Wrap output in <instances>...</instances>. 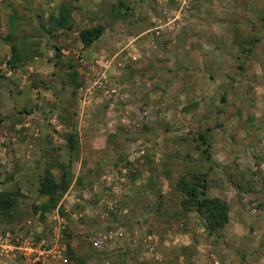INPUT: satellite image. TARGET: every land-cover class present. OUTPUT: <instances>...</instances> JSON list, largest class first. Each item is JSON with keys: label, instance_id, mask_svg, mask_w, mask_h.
<instances>
[{"label": "rangeland", "instance_id": "rangeland-1", "mask_svg": "<svg viewBox=\"0 0 264 264\" xmlns=\"http://www.w3.org/2000/svg\"><path fill=\"white\" fill-rule=\"evenodd\" d=\"M23 1L43 22L71 4L74 29L32 30L40 53L21 72L0 42V89L26 110L0 112V185L25 196L0 232L42 242L41 264H264V0ZM91 19L104 32L84 49ZM69 160L63 213L33 215L38 174ZM184 172L206 173L208 196L229 205L212 236L174 196Z\"/></svg>", "mask_w": 264, "mask_h": 264}, {"label": "trees", "instance_id": "trees-1", "mask_svg": "<svg viewBox=\"0 0 264 264\" xmlns=\"http://www.w3.org/2000/svg\"><path fill=\"white\" fill-rule=\"evenodd\" d=\"M11 10L7 18L8 33L2 37V41L9 47L10 56L6 60V66L9 70L22 68L26 63L34 60L40 53L37 37L32 34V30L42 32L48 38H53L54 33H69L74 29V20L72 12L74 7L62 2L57 6L56 15L50 14L43 22L39 14L40 22L33 15H26L19 11L15 6H8ZM101 19H91L89 26L83 27L77 31V37L81 46L86 49L96 42L103 34L104 27L100 23ZM32 31V32H31ZM57 51L59 48L54 47ZM57 65V64H56ZM76 73L73 72V78ZM76 80L73 84L77 88ZM224 100V97H221ZM22 111V110H21ZM20 111V113H21ZM22 112H26L24 109ZM202 146H204L201 154L203 159L210 161L209 145L206 140L205 132L197 134ZM69 156L78 152V139L74 133L68 134L66 138ZM72 160L68 163H53L52 166H46L39 174L37 182L31 192V197H44L45 201L39 204L32 203L30 205L31 213L39 217L54 209L58 208L62 214L63 210L60 200L66 190L70 187L73 179L71 171ZM59 170V178L57 179L52 168ZM150 183V181H149ZM208 178L206 173L202 172H184L179 176L174 186V196L179 201V206L184 212L193 211L197 216L204 220V230L212 236L219 229L223 228L229 221V205L228 203L217 197H209L207 194ZM21 197H25L20 188L17 187L10 191L0 190V223L8 224L13 220V214L16 211L17 204ZM163 196L159 195V200ZM162 202V200H160ZM40 236H38V239ZM37 239V240H38ZM37 242V241H36ZM193 243L194 239H193ZM191 244L189 254H192L194 244ZM68 255L70 260H75L74 252L68 246Z\"/></svg>", "mask_w": 264, "mask_h": 264}, {"label": "built area", "instance_id": "built-area-1", "mask_svg": "<svg viewBox=\"0 0 264 264\" xmlns=\"http://www.w3.org/2000/svg\"><path fill=\"white\" fill-rule=\"evenodd\" d=\"M60 238L56 236L55 247ZM40 245L43 243L37 245L33 238L25 239L9 232H0V264H11L16 259L22 260L23 264H41L42 256H48L49 252L46 249L40 250Z\"/></svg>", "mask_w": 264, "mask_h": 264}, {"label": "crops", "instance_id": "crops-1", "mask_svg": "<svg viewBox=\"0 0 264 264\" xmlns=\"http://www.w3.org/2000/svg\"><path fill=\"white\" fill-rule=\"evenodd\" d=\"M12 1H14V2H12ZM59 1L60 0H56L57 4L60 3ZM8 2H12L13 6H15L19 11L25 13L26 15H36V16H33V17L37 18V8H33V6L30 3H26V1H23V0H20V1H17V0H11L10 1L9 0ZM33 2H35V1H33ZM10 13H11V10H9V8H8V10H6L5 8H1L0 9V31H1L0 32V34H1L0 42H1L2 46L7 48V49H9V47L4 44V42L2 41V37L5 36L8 33L7 18L10 15ZM5 53H6L5 54L6 55V59H8L9 56H10L9 50L8 51L6 50ZM3 57L0 58V61H2ZM35 59L36 58H34V60ZM21 70H22L21 68L20 69H16V70H9L8 69V71H10V72L11 71L12 72H21ZM11 94H12V91L10 92V89H7V90L0 89V112L1 113L3 112V114H5V115H11V113H13V111L10 113L11 110H16L18 112H20V110H21V108H18V106H20L22 104V100L21 99H17V98L11 99V97H13V96H11ZM9 103H11L10 104L11 106H9ZM23 167H26V168L31 167L30 169H36L37 166H36L35 163H32L31 165L23 166ZM34 186H33V188H34ZM3 189L4 188H2V186L0 185V190H3ZM32 190H31V192H32ZM40 199H41L42 202L45 201V199H42V198H40ZM20 261H22V260H20ZM16 264H20V263L16 262ZM21 264H23V263H21Z\"/></svg>", "mask_w": 264, "mask_h": 264}]
</instances>
